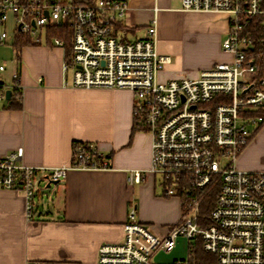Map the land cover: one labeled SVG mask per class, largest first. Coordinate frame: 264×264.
<instances>
[{
	"label": "built area",
	"instance_id": "obj_1",
	"mask_svg": "<svg viewBox=\"0 0 264 264\" xmlns=\"http://www.w3.org/2000/svg\"><path fill=\"white\" fill-rule=\"evenodd\" d=\"M128 7L123 0H97L91 5L0 0V46L12 45L17 32L42 44L48 30L70 29L69 55L61 39L52 40L65 52V80L70 77L71 86L78 89L132 93L135 125L151 136L152 143L150 167L131 172L129 183L140 184L147 173L158 175L165 193L180 198L181 221L160 236L138 220L132 207L122 241L101 245L94 263L27 264H193L192 241L215 258L210 264H264V171L236 167L253 133L264 124V0H181L184 12L226 16L222 50L230 60L216 63L196 78L166 82L159 80V73L171 58L157 50L156 19L144 38L117 36L115 27ZM6 69L7 64L0 62L1 103L7 102V91L12 97L14 88L21 89L16 72L10 84L3 80ZM22 156L20 148L0 158V189L23 194L28 222L33 221L41 171L46 184H59L71 170L110 169L107 158L90 143H74L68 167H31L21 162ZM216 185L214 206L203 217L202 200ZM181 238L187 242L186 258L156 262L155 255L171 253Z\"/></svg>",
	"mask_w": 264,
	"mask_h": 264
},
{
	"label": "crops",
	"instance_id": "obj_2",
	"mask_svg": "<svg viewBox=\"0 0 264 264\" xmlns=\"http://www.w3.org/2000/svg\"><path fill=\"white\" fill-rule=\"evenodd\" d=\"M128 6L115 27L116 34L124 40L144 38L145 32L138 38L128 37L138 30L146 31L153 19L157 20V50L171 58L159 73L160 81L194 78L202 72L201 68L174 64L169 47L162 46L171 14L212 20L215 39L211 45L217 55L204 64L203 71L221 62L223 56L227 57L223 62L230 60L221 53L228 30L225 15L184 12L181 0H128ZM14 44L15 40L10 46ZM64 55L63 49L48 43L27 46L21 50L13 71L4 72L3 80L10 83L13 73L18 74L22 108L9 109L0 102V158L21 148V162L27 166L68 167L74 143H90L107 158L110 169L71 170L64 181L51 188H47L45 172L41 171L31 222L26 220L23 194L0 189V264L94 263L101 245L122 241L123 225L132 207L136 208L138 220L160 236L182 218L180 198L165 193L158 175L147 173L140 184L129 183L131 172L150 167L152 143L149 134L134 131L132 93L72 87L70 77H64ZM236 167L242 171H264V127L241 152ZM181 241L187 245L181 238L177 247ZM175 260L179 259L165 263Z\"/></svg>",
	"mask_w": 264,
	"mask_h": 264
},
{
	"label": "rangeland",
	"instance_id": "obj_3",
	"mask_svg": "<svg viewBox=\"0 0 264 264\" xmlns=\"http://www.w3.org/2000/svg\"><path fill=\"white\" fill-rule=\"evenodd\" d=\"M167 18L168 21L166 22L164 37L161 40V44L166 48L169 47L173 57V63H179L183 66H191L192 68H201L200 70L203 71L202 67L204 64L217 55V49L211 45L215 39V35L211 27L212 20L205 16H189L186 14H171ZM144 32L145 30L143 29L138 30L134 33V35L131 33V37L128 38H138ZM225 38L226 37L224 36L222 42ZM191 39H195V41H192ZM42 45H45V43H42ZM222 52L223 50L221 53ZM226 60L227 57L223 56L221 62L219 63H224L223 61ZM0 62H5L7 64L8 73L12 72L17 62L15 49L11 46L5 49L0 48ZM6 83L10 84L9 81H6ZM263 127L264 124L262 128ZM261 129L259 131H261ZM259 131L257 133H259ZM42 184L44 185V182H42ZM156 226L158 227V225ZM192 244L194 246V250L201 246V244L197 241H192ZM177 248L178 249L170 255L161 253L157 257H154V259L156 262L165 263L166 261L175 258L179 260L186 258L188 255L186 243L184 241L179 242Z\"/></svg>",
	"mask_w": 264,
	"mask_h": 264
},
{
	"label": "trees",
	"instance_id": "obj_4",
	"mask_svg": "<svg viewBox=\"0 0 264 264\" xmlns=\"http://www.w3.org/2000/svg\"><path fill=\"white\" fill-rule=\"evenodd\" d=\"M23 1H27V0H23ZM68 1L72 2L74 5H91L96 3L97 0H68ZM123 1H128V0H123ZM53 38H59L63 41L66 55H69L72 48V33L70 29L65 28V29L48 30L45 43L52 44ZM33 45L37 46L40 44L35 43L33 40L30 39L28 35H24L19 32L16 33L15 44L13 45V48L15 49L16 58L18 62L20 60L21 50L24 47L33 46ZM16 82L20 84L19 78L16 80ZM6 105H7L6 107H8L9 109L20 110L22 108V91L20 88L13 89V95L11 99L6 102ZM262 126L263 124L253 133V136L262 128ZM139 130L142 131V129H140L137 125H135L134 131H139ZM218 189H219L218 185H216L215 187L212 186L204 196L201 205V213L203 217H207L210 210L213 208L216 195L218 193ZM189 256L192 262L194 261L195 263H199V264H210L215 261V258L207 254L202 249V246H199V248H197L192 252L190 251Z\"/></svg>",
	"mask_w": 264,
	"mask_h": 264
},
{
	"label": "water",
	"instance_id": "obj_5",
	"mask_svg": "<svg viewBox=\"0 0 264 264\" xmlns=\"http://www.w3.org/2000/svg\"><path fill=\"white\" fill-rule=\"evenodd\" d=\"M10 99H11V91H7V93H6V100L9 101ZM54 185H57V183H48L47 184V188H51Z\"/></svg>",
	"mask_w": 264,
	"mask_h": 264
}]
</instances>
